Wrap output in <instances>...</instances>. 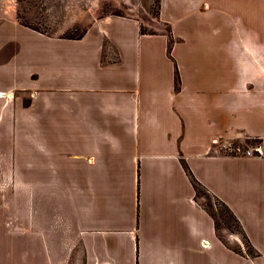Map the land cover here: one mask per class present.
<instances>
[{
	"label": "crops",
	"instance_id": "1",
	"mask_svg": "<svg viewBox=\"0 0 264 264\" xmlns=\"http://www.w3.org/2000/svg\"><path fill=\"white\" fill-rule=\"evenodd\" d=\"M227 27L232 53L207 90L188 87L164 37L127 20L36 44L48 64L38 70L36 145L39 156L48 145L49 161L36 175L56 197L39 212L36 264H264V44ZM106 40L120 58L100 67ZM9 114L1 109L0 139ZM192 180L234 215L254 257L234 251L239 235L223 241Z\"/></svg>",
	"mask_w": 264,
	"mask_h": 264
},
{
	"label": "rangeland",
	"instance_id": "2",
	"mask_svg": "<svg viewBox=\"0 0 264 264\" xmlns=\"http://www.w3.org/2000/svg\"><path fill=\"white\" fill-rule=\"evenodd\" d=\"M175 1L183 7L200 3V9L207 12L177 11ZM160 3L161 0H0V113L7 105L10 110L9 128L3 130L5 135L0 139V264H36L39 212L41 218L48 216L46 202L56 199L54 190L47 191L48 178L36 175L39 166L41 170L49 166L48 155L43 156L48 145L42 143L41 156L36 145L39 113L34 111L35 97L41 92L38 70H48L44 58L36 59V44L80 39L100 20H127L139 27L141 36L164 37L166 56L174 60L178 70L181 67L188 87L202 90L224 73L222 60L231 52L225 40L227 26L232 27L233 38L240 36L245 27L264 44V0H166L172 12L164 14ZM247 3L249 9L244 12ZM256 28L258 32L253 33ZM111 46L107 40L102 43L100 67H107L108 59L113 62L120 58L117 48ZM57 50L60 59L61 50ZM179 81L176 72V88ZM251 146L249 143L244 147ZM51 163L53 168L58 167L55 159ZM198 196L216 219L223 241L230 233L239 235L242 246L233 243L234 251L254 257L227 209L202 189Z\"/></svg>",
	"mask_w": 264,
	"mask_h": 264
},
{
	"label": "trees",
	"instance_id": "3",
	"mask_svg": "<svg viewBox=\"0 0 264 264\" xmlns=\"http://www.w3.org/2000/svg\"><path fill=\"white\" fill-rule=\"evenodd\" d=\"M192 183H193V186H194V189H195V191H196V193H197V195L200 193V190L202 189L201 187H200V185L195 181V180H192ZM203 190V189H202ZM227 211H228V213L232 216V218L236 221V223L238 224V222H237V220H236V218L234 217V215L227 209ZM213 216V215H212ZM214 217V216H213ZM238 226H239V224H238ZM218 227V226H217ZM239 228H240V226H239ZM241 229V228H240ZM242 231V230H241ZM244 238L246 239V237L244 236ZM246 241H247V239H246ZM247 243H248V241H247ZM249 245V244H248ZM250 246V245H249ZM251 248V247H250ZM252 249V248H251ZM253 250V249H252ZM255 253V252H254Z\"/></svg>",
	"mask_w": 264,
	"mask_h": 264
},
{
	"label": "built area",
	"instance_id": "4",
	"mask_svg": "<svg viewBox=\"0 0 264 264\" xmlns=\"http://www.w3.org/2000/svg\"><path fill=\"white\" fill-rule=\"evenodd\" d=\"M254 151L257 152V153H261L260 148H255ZM248 153H249V152H248Z\"/></svg>",
	"mask_w": 264,
	"mask_h": 264
}]
</instances>
